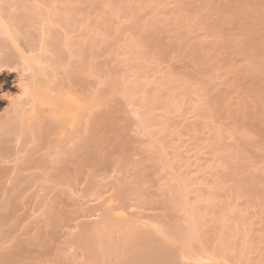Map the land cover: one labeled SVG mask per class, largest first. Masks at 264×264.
<instances>
[{"label":"rangeland","instance_id":"rangeland-1","mask_svg":"<svg viewBox=\"0 0 264 264\" xmlns=\"http://www.w3.org/2000/svg\"><path fill=\"white\" fill-rule=\"evenodd\" d=\"M81 1L98 23L96 75L83 81L98 117L67 166L86 160L75 179L56 165L47 199L41 185L12 199L0 255L117 264L94 228L121 218L141 234L126 264H205L175 238L190 211L211 264H264V0Z\"/></svg>","mask_w":264,"mask_h":264},{"label":"bare ground","instance_id":"bare-ground-1","mask_svg":"<svg viewBox=\"0 0 264 264\" xmlns=\"http://www.w3.org/2000/svg\"><path fill=\"white\" fill-rule=\"evenodd\" d=\"M82 3L0 0V98L8 100L7 107L0 105V228L15 215L14 197H25L41 185L47 199L53 168L63 166L66 171L62 173L73 179L81 174L84 155L76 156L74 169L67 165L95 129L98 117L96 89L88 90L83 84L87 73L96 75L98 23L87 22ZM89 56L92 59L87 62ZM75 146L78 149L72 151ZM64 163L67 167L56 166ZM189 212V226L175 236L182 243L183 257L216 263L214 252L209 255L205 249L199 253L195 248L197 219ZM122 220L108 219L94 228L100 255L114 253L117 264L128 262L123 247L139 241L141 235L133 232L132 222ZM127 232L126 239L120 237ZM116 234L120 238L115 239ZM11 257L13 254L0 255V264H8Z\"/></svg>","mask_w":264,"mask_h":264}]
</instances>
